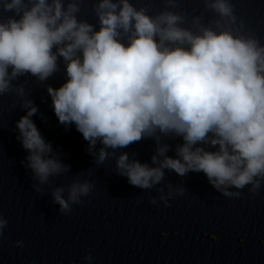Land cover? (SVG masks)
Segmentation results:
<instances>
[{
  "label": "clouds",
  "instance_id": "obj_1",
  "mask_svg": "<svg viewBox=\"0 0 264 264\" xmlns=\"http://www.w3.org/2000/svg\"><path fill=\"white\" fill-rule=\"evenodd\" d=\"M85 2L0 0V97L12 95L11 108L25 111L15 127L35 191L43 194L70 165L33 121L38 107L16 83L26 77L46 88L58 122L75 126L95 164L115 158L117 174L130 185L152 189L165 170L180 177L202 172L227 198L240 197L247 186L258 194L264 186V42L237 15L233 0H201L211 16H190L182 0H162L155 13L132 0H94L95 24L81 17ZM61 65L65 80L54 88L47 81ZM174 138L182 142L173 157L166 141ZM144 139L156 144L151 166L119 151ZM83 175L52 189L61 214L83 206L82 197L92 193L94 184ZM166 187L167 195L158 189L165 206L186 191ZM7 226L0 213V240ZM15 244L24 247L22 240ZM84 259L91 264L90 250Z\"/></svg>",
  "mask_w": 264,
  "mask_h": 264
}]
</instances>
